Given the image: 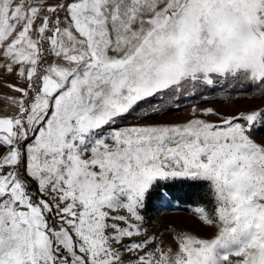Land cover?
Instances as JSON below:
<instances>
[{
	"label": "snow or ice",
	"instance_id": "6c2138e0",
	"mask_svg": "<svg viewBox=\"0 0 264 264\" xmlns=\"http://www.w3.org/2000/svg\"><path fill=\"white\" fill-rule=\"evenodd\" d=\"M261 133L264 0H0V264H264Z\"/></svg>",
	"mask_w": 264,
	"mask_h": 264
},
{
	"label": "rangeland",
	"instance_id": "374dc122",
	"mask_svg": "<svg viewBox=\"0 0 264 264\" xmlns=\"http://www.w3.org/2000/svg\"><path fill=\"white\" fill-rule=\"evenodd\" d=\"M243 90H240L237 95L233 96L230 101H226L224 93L209 94L206 100L195 101L202 106H212L222 112H230L235 108L253 107L260 103L258 100H253L251 95L244 96ZM193 101H187L182 104L183 115L186 110L191 107ZM264 138V133L257 136V139ZM184 185V184H183ZM189 184H185V190L190 189ZM193 199L189 200L190 194L186 191L180 196L182 199L172 197L167 192L155 193L150 200L146 215L151 219L152 223L157 227H162L165 224L175 225L185 229H191L201 234H210L205 229H201L196 221V218L191 212V209L197 205L211 206V192L206 183H200L194 187Z\"/></svg>",
	"mask_w": 264,
	"mask_h": 264
},
{
	"label": "trees",
	"instance_id": "16d2710c",
	"mask_svg": "<svg viewBox=\"0 0 264 264\" xmlns=\"http://www.w3.org/2000/svg\"><path fill=\"white\" fill-rule=\"evenodd\" d=\"M184 184V185H183ZM185 184H189L191 186L190 189L185 190ZM200 183H193V182H173L170 183L168 185H165L163 187H160L157 190H154V192L152 193L151 197L155 194L158 193L160 194L161 192H167L168 194H170L172 197L178 198V199H182L180 196H182V193L184 191H186L188 194H190V198L189 200L194 201V197H193V192H194V187L196 185H199Z\"/></svg>",
	"mask_w": 264,
	"mask_h": 264
}]
</instances>
